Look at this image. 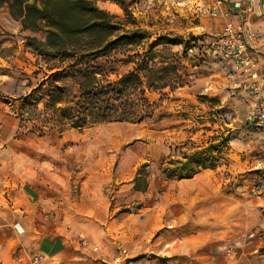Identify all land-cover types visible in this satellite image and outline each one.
<instances>
[{
    "label": "rangeland",
    "instance_id": "374dc122",
    "mask_svg": "<svg viewBox=\"0 0 264 264\" xmlns=\"http://www.w3.org/2000/svg\"><path fill=\"white\" fill-rule=\"evenodd\" d=\"M91 1L113 16L123 17L122 8L113 0ZM119 1L132 13L136 24L147 32L151 43L159 36L176 38L180 42L167 47L177 54L181 73H190V76H184L183 86L148 94L149 100L154 103V111L141 124L123 122L117 133L127 134L129 141L124 146L129 149L124 154H117L109 170L100 161L87 167L92 171V179L113 185L132 181L137 170L143 168L138 187L143 189L148 182L147 200L150 206L154 207L157 200L164 203L166 224L140 241H131L132 250L125 256L124 262L137 264L136 261L141 260L138 264H169L172 257H178L179 260L173 264H239L243 260L241 241L244 239L240 233L241 220L251 212L252 200L262 193L264 187V171L257 168L255 162L261 155L259 142L264 141V136L259 135L256 128L244 124L237 127L225 125L224 120L231 119L230 108L224 113H220L219 109L211 110L215 97H209L204 91L209 80L199 68L196 56L188 50L204 35L194 33L193 29L200 24V17L193 12L197 0ZM26 36L43 39L44 33L22 31L20 23L9 16L6 7L0 8V111L3 115L0 122V151L3 152L0 176L6 178L10 177L9 174L13 175L8 170V160L20 149H35L42 157L47 153L52 160H59L58 148L63 152L74 145L71 137L59 141L61 135L57 132L39 136L38 131L32 129L34 122L30 108L20 107L21 97L41 85L48 74L40 58L25 47ZM127 70L128 67L121 63L115 66L116 74L121 75ZM110 76L114 78L115 75ZM70 84V80L59 82L61 87ZM180 100L182 105L177 103ZM42 105L40 102L38 108L42 109ZM180 119V123H173ZM173 127H180L182 134L173 133ZM227 128H230V132L225 150L219 140L227 135ZM94 130L88 132L93 133ZM187 132L192 133L193 139L182 141L181 136ZM210 143L219 145L213 150L219 169L216 174L210 173L205 177L206 182L211 184V197L210 203H204L203 194L207 195V191L193 196L194 190L189 185L165 179L160 164L167 157L182 159L183 152H192ZM95 145L106 147L108 144L99 138ZM230 149L239 156H231ZM121 160H124V164ZM98 166L106 170L101 168L97 171ZM67 168L68 172L74 173L80 169L70 154ZM191 223L199 230L195 237L186 233ZM204 227H207V233L203 232ZM189 237L195 239L194 243L190 242L191 250L186 246L183 252L170 256L172 245H187L186 239ZM258 258L250 257V260L261 264Z\"/></svg>",
    "mask_w": 264,
    "mask_h": 264
},
{
    "label": "crops",
    "instance_id": "0c3cea01",
    "mask_svg": "<svg viewBox=\"0 0 264 264\" xmlns=\"http://www.w3.org/2000/svg\"><path fill=\"white\" fill-rule=\"evenodd\" d=\"M214 1L197 0L195 3L193 12L200 17V24L195 25L194 33H216L226 20L231 19L235 25L243 26L247 37L264 50V0H223L231 6L237 2L242 6L251 3L253 14L247 22L240 19L238 10H232L226 16L210 12V8L215 6ZM199 68L209 80L204 91L216 100L211 110L230 108L232 118L229 123L224 122L225 125L237 127L244 124L249 127L247 119L252 112L254 99L238 87V79L228 74L222 62L212 56ZM177 103L183 104L181 100ZM2 116L0 111V122ZM121 125L123 122L103 123L62 132L59 141L71 137L74 145L63 152L58 148L59 160H52L47 153L42 157L35 149H20L13 153L11 160H8V170L13 175L9 174V178L0 176V264H32V257L36 254L42 255L40 264H127L124 259L132 250L131 241L141 240L166 224L164 203L155 201V208L148 203V182L145 189H135L134 178L120 185L91 178L92 171L87 169L89 165L100 161L109 170L117 154L128 151L129 148L124 146L129 141L127 134L117 133ZM92 129L96 130L88 132ZM172 131L177 135L182 134L180 127H173ZM258 131L259 135L264 136V131ZM181 137L182 141L193 139L191 132ZM99 138L108 145H95ZM259 147L261 155L255 162L257 168L264 171V141L259 142ZM230 152L231 156H239L233 149ZM2 154L0 151V169ZM69 154L80 166L79 172L67 171ZM121 163L124 164V160ZM101 168L106 170L101 166L96 170ZM218 169L219 165L213 169H203L191 178L168 180L189 185L194 190L193 196L207 191L203 199L204 203H210L211 184L206 182L205 177L210 173L216 174ZM251 204V212L241 220L240 233L244 239L241 241L243 260L239 264H255L250 257H259L257 261L264 264V187ZM190 225L192 228L189 227L186 233L195 237L199 230L194 223ZM206 229L204 227V233H207ZM194 241L189 237L186 239L187 245H172L170 256L183 252L186 246L191 250L190 242ZM177 259L172 257L169 264L177 262ZM136 262L138 264L141 260Z\"/></svg>",
    "mask_w": 264,
    "mask_h": 264
},
{
    "label": "trees",
    "instance_id": "16d2710c",
    "mask_svg": "<svg viewBox=\"0 0 264 264\" xmlns=\"http://www.w3.org/2000/svg\"><path fill=\"white\" fill-rule=\"evenodd\" d=\"M113 1L122 8L123 17L113 16L91 0H0V8L6 7L22 31L44 33L43 39L26 36L25 47L40 58L48 74L41 85L21 97L20 104L30 108L32 129L39 136L103 123H141L154 111L148 93L174 90L185 84V75L190 76L186 70L181 73L177 54L167 47L179 44L176 38L159 36L151 43L127 7ZM119 63L128 67L121 75L115 73ZM61 80H70V86L61 87ZM226 132L219 140L223 147L230 128ZM217 146L210 143L183 152L182 159L167 157L160 164L162 175L180 180L215 168ZM142 170H137L135 189H140Z\"/></svg>",
    "mask_w": 264,
    "mask_h": 264
},
{
    "label": "built area",
    "instance_id": "2783aa9c",
    "mask_svg": "<svg viewBox=\"0 0 264 264\" xmlns=\"http://www.w3.org/2000/svg\"><path fill=\"white\" fill-rule=\"evenodd\" d=\"M214 2L210 12L218 15L226 16L232 10H238L240 19L247 22L253 14L251 3L242 6L237 2L231 6L223 0ZM188 50L196 56L199 66L212 56L222 62L228 74L238 79V87L254 99L247 124L264 131V50L247 37L243 26L228 19L218 32L204 34ZM41 260L42 255L36 254L31 261L40 264Z\"/></svg>",
    "mask_w": 264,
    "mask_h": 264
}]
</instances>
